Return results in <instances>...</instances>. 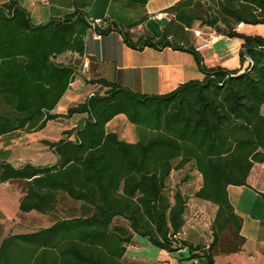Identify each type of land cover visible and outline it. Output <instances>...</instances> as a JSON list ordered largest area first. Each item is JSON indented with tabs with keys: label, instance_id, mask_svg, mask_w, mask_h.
<instances>
[{
	"label": "trees",
	"instance_id": "trees-1",
	"mask_svg": "<svg viewBox=\"0 0 264 264\" xmlns=\"http://www.w3.org/2000/svg\"><path fill=\"white\" fill-rule=\"evenodd\" d=\"M163 11L170 18L159 36L134 39L120 30L124 43L187 51L200 79L154 94L95 78L88 82L97 91L58 114L52 110L79 66L59 57L83 53L90 20L75 10L36 24L19 0L0 3V139L84 115L59 139L41 140L56 156L52 163L15 166L0 147V183L23 182L18 210L54 217L48 226L3 237L0 264H139L125 257L135 235L166 252L185 249L198 264L241 250L242 218L227 187L246 185L264 159V36L237 26L264 24V0H178ZM196 24L239 38L240 67L207 66L194 46ZM120 114L134 126L135 141L107 130ZM186 167L201 178L193 198L216 207L206 244L178 238L188 199L179 188L166 192L172 172Z\"/></svg>",
	"mask_w": 264,
	"mask_h": 264
},
{
	"label": "crops",
	"instance_id": "crops-1",
	"mask_svg": "<svg viewBox=\"0 0 264 264\" xmlns=\"http://www.w3.org/2000/svg\"><path fill=\"white\" fill-rule=\"evenodd\" d=\"M4 1L6 0H0V3ZM26 1L30 6L24 7L36 24L75 10L84 13L90 21L99 20V23L85 34L84 51L81 55L67 52L59 57L63 62L78 60L79 66L75 80L52 110L53 113L64 114L69 106L75 104L74 102L83 101L93 91L87 89L88 87L96 89L99 87L88 82L95 78L102 77L115 81L136 92L161 94L188 80L202 77L193 55L187 51L148 46L143 49H133L122 39L120 30L130 32L134 39L139 36L155 38L159 36L162 27L170 18V15L163 10L178 0H52L47 3ZM245 26L246 24L240 23L237 29L244 32ZM108 27L109 31L103 33L102 31ZM253 30L254 28L249 27L245 33L260 34L253 33ZM96 33L99 34L98 37L95 36ZM204 34L205 37H194V46L207 66L240 67L239 38L217 35L212 30ZM260 35L264 36L262 33ZM83 116V114H75L69 119L57 121L65 123L62 129L64 130L76 125L72 121H79ZM34 133L26 134L36 138ZM4 148L10 150L8 145ZM8 161L15 166L23 164L13 163L10 154ZM26 162L40 164L31 160ZM246 182V185L227 187L229 201L242 218L240 233L245 238V242L238 252L216 254L215 264H264V159L262 162L254 163ZM193 200L196 206L209 205L213 218L215 206L208 201L196 198ZM209 235L210 230L205 234L204 226L198 219H193L192 222L186 220L178 238L194 244H206L211 240ZM184 251L185 249H181L178 252L182 254ZM190 262L198 264L196 260Z\"/></svg>",
	"mask_w": 264,
	"mask_h": 264
},
{
	"label": "rangeland",
	"instance_id": "rangeland-1",
	"mask_svg": "<svg viewBox=\"0 0 264 264\" xmlns=\"http://www.w3.org/2000/svg\"><path fill=\"white\" fill-rule=\"evenodd\" d=\"M19 2L29 7V2L19 0ZM249 27L254 28L253 33L264 34V24H246L245 31ZM256 28V30H255ZM197 30H200L197 32ZM210 30L209 27L195 25L193 34L196 37H205L204 32ZM244 31V32H245ZM258 31V32H256ZM237 45H235L236 47ZM93 91L96 88L88 87ZM92 91V92H93ZM82 99V97H81ZM76 104V102H74ZM78 123V121H72ZM64 122L52 120L48 122L45 128L35 132L34 137L25 132H15L3 139H0V147H10V159L16 165L26 161H34L40 164H48L55 161L56 156L48 149L41 140H57L63 136L62 129ZM107 130L116 131L120 138L127 141L136 140V132L134 126L126 120L123 114L114 117L108 124ZM201 181L199 175L195 171H191L186 167L179 171H173L167 181L166 192L172 195L176 188H179L183 195L188 199V209L186 212V220L192 222L198 219L200 224L205 228V234L208 233L209 225L212 219L209 205H194L193 192L199 187ZM23 194V182L9 181L0 183V240L8 234L32 231L41 227L50 225L54 217L43 215L35 211L22 213L18 210L19 199ZM192 209V210H191ZM211 238V235H209ZM135 244L128 246L125 257L128 261L139 264H193L188 257V251L182 254L179 252L162 253L156 246L151 244L146 237L135 235ZM208 241L207 243H209Z\"/></svg>",
	"mask_w": 264,
	"mask_h": 264
},
{
	"label": "built area",
	"instance_id": "built-area-1",
	"mask_svg": "<svg viewBox=\"0 0 264 264\" xmlns=\"http://www.w3.org/2000/svg\"><path fill=\"white\" fill-rule=\"evenodd\" d=\"M44 3H47V1H43ZM91 28H94V26H96L99 23V20H91ZM96 37L99 36V34H95Z\"/></svg>",
	"mask_w": 264,
	"mask_h": 264
}]
</instances>
